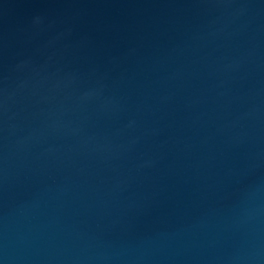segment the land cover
<instances>
[{
    "label": "water",
    "instance_id": "obj_1",
    "mask_svg": "<svg viewBox=\"0 0 264 264\" xmlns=\"http://www.w3.org/2000/svg\"><path fill=\"white\" fill-rule=\"evenodd\" d=\"M0 264H264V0H0Z\"/></svg>",
    "mask_w": 264,
    "mask_h": 264
}]
</instances>
